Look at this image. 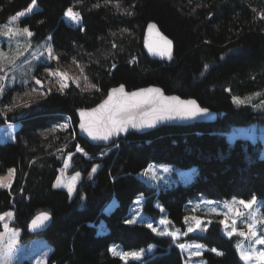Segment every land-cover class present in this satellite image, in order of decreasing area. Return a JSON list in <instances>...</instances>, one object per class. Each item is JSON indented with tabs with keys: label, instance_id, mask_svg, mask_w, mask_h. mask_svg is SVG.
I'll use <instances>...</instances> for the list:
<instances>
[{
	"label": "trees",
	"instance_id": "16d2710c",
	"mask_svg": "<svg viewBox=\"0 0 264 264\" xmlns=\"http://www.w3.org/2000/svg\"><path fill=\"white\" fill-rule=\"evenodd\" d=\"M30 3L0 0V26ZM37 5L20 24L35 40L48 37L58 67L80 69L88 78L69 82L61 92L41 70L53 62H41L36 75L42 85L14 84L0 97V125L18 123L14 140L0 142V174L14 170L11 187L0 188V212L13 210L10 225L21 230L22 240L34 236L27 230L33 215L50 213L51 222L40 233L52 248L47 264H183L170 236L157 235L144 223H125L139 194L145 212L158 215V201L180 227L188 201L199 196H255L264 216L260 143L239 136L231 143L225 135L231 125L264 124V111L251 103L237 106L231 99L264 91V0H37ZM69 7L81 14L79 25L64 18ZM149 21L172 40L171 58L145 54L143 32ZM119 84L127 89L157 85L168 94L195 98L217 116L212 122L129 133L107 147L91 145L77 136L75 110L95 105ZM65 123L67 128L59 127ZM77 145L87 155L77 152ZM69 153L71 172L81 173L72 198L54 187ZM151 163L195 168L196 176L156 188L137 176ZM95 165L99 168L93 174ZM186 237L207 247L202 254L206 264H244L235 237L222 232L216 216L204 232ZM113 242L124 249L155 248L139 260L123 261L111 254ZM19 264L33 263L24 259Z\"/></svg>",
	"mask_w": 264,
	"mask_h": 264
},
{
	"label": "rangeland",
	"instance_id": "374dc122",
	"mask_svg": "<svg viewBox=\"0 0 264 264\" xmlns=\"http://www.w3.org/2000/svg\"><path fill=\"white\" fill-rule=\"evenodd\" d=\"M28 6L20 9L19 11L11 15L9 18H7V20L0 26V31L5 30L3 29V26L8 23L11 17L15 16L19 12L25 11L28 8ZM36 9H38L37 4L36 7L33 9V11ZM73 11L76 10L73 9ZM27 14L29 13H26L25 15ZM21 18L22 17H19L17 21L13 22L9 26L12 27L13 30L16 29L22 30L25 26H22L20 24ZM64 18L66 19V21H68L74 26L79 25L81 23L80 21L79 24H76L71 20H69L65 15ZM49 49H51V45L49 43L48 37H45L41 40H35L33 37L31 38L27 37L26 34L21 36H11V37L0 34V52H3L7 56V59L0 60V67H2V70H0V85H2L4 88V91L0 93V97L5 93L7 88L13 86L14 84H28V83L37 84L36 80H40V79L36 75V68L38 64L41 62H45L47 64L53 62L52 64L55 65L53 67L48 66V67H44L45 69L44 68L41 69L42 71H45L48 74L50 72L51 73L60 72L66 74V78L64 79H62L59 75L49 74L50 76L53 77L54 81L59 86L61 82L67 83L68 85L69 82L71 81L74 83H78L82 79H84L83 72L80 69L79 70L76 69L73 72H68L67 70L62 69L61 67H58L54 63L55 58L53 59L48 58ZM52 56L55 57L53 54ZM11 61H14V63H12ZM42 84L43 83L41 81V83L37 85H42ZM257 93H259V95H256ZM234 97H239L241 100L244 101V103L254 104L257 110L264 111V91H255L242 96L233 95L231 97L232 101ZM234 104L237 105L236 103ZM17 127H18V123L12 121H5L4 124L0 125V142L13 141L15 138L14 132ZM47 131H48L47 129L44 130V132ZM225 135L227 136V139L231 143L238 136L249 138L252 141L259 142L260 155L264 156V124L253 122L246 125H231L229 129L225 132ZM69 156H72V154L69 153L65 156L63 164L59 168V173L56 181L54 182V187L65 189L68 192L69 196L72 198L76 192V186L81 178V173L77 171L80 173V176L75 181L74 190L70 194L66 185L71 182V178L77 172H71L70 169L72 163L71 160L68 161ZM66 161L69 163V167L67 168L64 167ZM8 173L9 171L0 174V177H7ZM137 176L143 179L148 184L155 186L156 188L166 189L175 186L178 183H187L189 181L194 180L196 176V170L195 168L182 169L174 164H169V163H156V164L151 163L147 166L146 169L139 172ZM12 178L13 175L10 178V183H12ZM58 181L61 183L60 187L55 186L58 183ZM5 182L8 183L9 181L6 180ZM251 199L252 198L244 200V199L236 198L234 196L229 198H222V199H211L205 196L192 198L190 201H188L187 204V208H186L187 211L183 219L184 226L180 227L171 222L164 207L158 201H156L155 203V205L159 209L158 215H151L145 212L143 209L144 198L141 194H139L136 196V198L132 203V206L129 209L130 219H135L136 222L144 223L146 225L151 223L153 227L157 229V231L154 232L157 235H159L158 234L159 232H163L165 230L168 232H177V230H179L177 232V237L175 240L171 236L170 237L173 240V244L178 248V250L183 255V264H206L202 254L205 250H207V247L197 241L187 239L186 236L188 234L204 232L205 230L201 231L200 229L201 228L207 229L215 216L218 218L222 232H224L226 235L227 232L231 231L232 229L233 220H236L237 222L236 223L237 232L243 231L247 234L248 232L247 224L254 223L257 234L260 235L264 233V216L261 212L260 200L256 198L257 202L251 210L245 209L243 205L239 204L240 200H244L245 202H247ZM136 201H139V203H136ZM233 201H235L236 203L233 204ZM226 205H232L233 211H229V208ZM110 206H111L110 209H112L115 206V203L111 204ZM213 209H215V211H213ZM235 210H238L239 212L243 213V215L242 216L235 215ZM9 212L13 214L12 217H8L6 215ZM249 213H251V215H249ZM0 216H5V219L1 221L2 227L0 229V235H4L5 244L7 243V233L5 232L4 224L8 225L9 231L14 229L19 232L18 243L14 249L13 260L11 264H19L24 259L31 260L33 264H47V257L52 248L51 245L48 243V241L45 239V237L42 234H38L28 239L22 240L21 230L10 225V222L14 218L13 210L8 209L3 212H0ZM252 216L255 217V220L252 219ZM186 217L188 218L187 221L185 220ZM192 217L199 218L202 221V223L200 228H197L195 231L188 232V228L190 226L195 227V221L192 219ZM162 219L167 220L169 223L161 224L160 221ZM221 221H224V223H221ZM225 224L228 226L227 228H225ZM184 233L187 234L185 235ZM163 236H168V235H163ZM231 237H235V241H236L235 246L239 258H240V251H238L237 245H240L241 250L243 251H251L253 248L255 249L256 252L264 251V245L253 244L254 238L248 235L242 237L239 236L237 233H234ZM179 244L186 245L187 246L186 250L180 249L177 246ZM195 245H201L202 247L196 248L194 247ZM2 246L3 245H0V247ZM113 247H115L118 252H133V251L143 250L142 257L145 254L152 253L155 248L154 245L149 244L148 246L142 248L124 249L121 246V244L117 242L111 243V246L109 248L111 249ZM195 252H199L200 254L193 255V253ZM129 259H133V258L129 257L127 260ZM127 260H123V261H127ZM240 260L244 264H256L255 260L245 261L242 260L241 258Z\"/></svg>",
	"mask_w": 264,
	"mask_h": 264
},
{
	"label": "snow or ice",
	"instance_id": "6c2138e0",
	"mask_svg": "<svg viewBox=\"0 0 264 264\" xmlns=\"http://www.w3.org/2000/svg\"><path fill=\"white\" fill-rule=\"evenodd\" d=\"M107 2V0H106ZM37 0H31V4L28 6V8L25 11L17 13L15 16L11 17L10 20L6 25L3 26V31H0V34L5 36H21V35H27V37L31 38L34 33H32L28 27H24L21 29L13 30L11 25L13 22L17 21L19 17H23L26 13H31L33 9L36 7ZM99 5H96L98 7ZM117 9H119L120 5L117 3L116 5ZM125 14L131 15V12H126ZM64 15L71 20L72 22L79 24L81 21V14L79 12L73 11L71 7H69ZM264 18V16H262ZM149 30L155 29V24H149L148 25ZM83 30V29H81ZM161 39L164 41L167 50L165 52H162V55H168L169 58H171L170 50H171V44L172 41L168 40L166 37H161ZM48 58L53 59L58 57L52 56L51 49L48 50ZM7 59V56L0 52V60ZM14 63V61H11ZM205 68H207V65H205ZM0 70H2V67H0ZM50 75H59L62 79L66 78V74L56 72V73H49ZM85 81H87V77H84ZM37 84H40V80H36ZM79 86V84H77ZM66 87H68L67 83H60V91L62 92ZM89 88L96 89V91H99L98 88H96L95 84H89ZM4 91V88L2 85H0V93ZM35 91V89H34ZM27 95V94H26ZM256 95H259L257 93ZM233 102L237 105H240L244 103L243 100H241L239 97H234ZM13 106H16L15 104ZM24 107H27L28 105L25 103L22 105ZM147 108V111H143V114L140 118V121L137 122V118L134 115L136 110H143ZM208 113L207 108H200L199 105H197L195 100H187L182 101L179 99V97H165L163 96L161 90L159 88H148V89H142L136 92L132 93H126L124 89V85H120L118 88H114L111 90V92L108 94V98L104 100L100 105H98L96 108L91 109L90 111H80V128L82 131L86 132L93 140H108L110 136H112L115 133H119L122 131H126L128 126L131 125L133 128L137 127H152L154 123L157 120H163V119H170L174 115L180 116L182 118H194L199 115H205ZM60 128H67L68 124H62L59 125ZM53 131L55 129H52ZM76 151L83 153L84 155H87V153L84 152V149L81 148L79 145L76 146ZM71 160V156L68 157V161ZM65 168L69 167V163L66 161ZM96 171V167L94 166L92 168V172ZM14 174V170H9L7 177H0V188H10V178ZM146 174V173H145ZM80 176V173L77 172L75 175L71 178V182L68 183L66 186L68 188L69 193L71 194L74 190V184L77 178ZM8 180L9 182L6 183L5 181ZM56 187H60L61 183L58 181V183L55 185ZM256 197L253 196L251 200L245 202L244 200H240L239 204L243 205L245 209L251 210L253 206L256 204ZM136 203H139V201H136ZM211 203V202H209ZM236 202L233 201V204ZM229 208V211H233L232 205H226ZM215 211V209H213ZM8 217H12V213L9 212L6 214ZM235 215L242 216L243 213L239 212L238 210H235ZM251 215V213H249ZM5 216H0V221L4 220ZM49 219V215L47 213H41L39 216L34 218L31 221L30 228L35 230L39 227H41L45 221ZM187 217L185 220L187 221ZM192 219L195 221V227H189L188 232L195 231L197 228H200L202 221L197 217H192ZM252 219L255 220V217L252 216ZM125 223L127 224H133L136 223L135 219H129L125 220ZM161 224L169 223L167 220H161ZM221 223H224V221H221ZM236 220L232 221V229L231 231L227 232V235L231 237L234 233H237L239 236H250L253 239V244H260L264 245V233L258 235L257 231L255 229L254 223H248L247 228L248 232L247 234L243 231L237 232L236 228ZM149 229H152L153 232H156L157 229L153 227L151 223L147 225ZM228 226L225 224V228ZM5 232L7 233V243H4V235H0V245H3L0 247V264H11L13 260V252L14 249L18 243V237L19 232L16 230H10L8 228L7 224H4ZM201 231H204L206 229L201 228ZM179 230H177L178 232ZM177 232H168L163 231L159 232V235H168L171 236L174 240L177 237ZM185 235L187 233H184ZM180 249L186 250V245L179 244L177 245ZM194 247L200 248L201 245H195ZM238 251H240V258L245 261H252L255 260L256 264H264V251L256 252L253 248L251 251H243L241 250V246L237 245ZM113 255L119 256L122 260H127L129 257L139 260L143 255V250L141 251H133V252H118L115 247L109 249ZM212 252H215L217 255H223V253L219 252L217 249L213 248L211 249ZM199 252L193 253V255H199Z\"/></svg>",
	"mask_w": 264,
	"mask_h": 264
},
{
	"label": "water",
	"instance_id": "95a60500",
	"mask_svg": "<svg viewBox=\"0 0 264 264\" xmlns=\"http://www.w3.org/2000/svg\"><path fill=\"white\" fill-rule=\"evenodd\" d=\"M149 24H155L156 28L149 30V28H148ZM161 37H166L168 40H171L169 37H167L159 29L158 25L154 21H149L145 25L144 32H143V41H142L143 50L149 58L156 59V60H165V59L169 58L168 55H162L161 54L162 52H165L167 50L166 45H165L164 41L161 39ZM172 50H173V42L171 44L170 54L172 53ZM120 85H123V84H119V85L110 87L107 90L105 96L95 105H93L91 107L78 108L75 110V115L77 118L76 133H77L78 137L84 139L86 142H88L91 145L107 147L110 145V143L113 139L125 137L129 133L143 134V133L149 132L151 130H154L156 128H159V127L165 126V125H169V126H171V125H190L193 123H200V122H212L215 120V118L217 116L216 111H213V110L207 108L208 113L205 115H199V116H196L194 118H182L180 116L174 115L170 119L157 120L152 127H146L145 126V127L133 128V127H131V125H129L126 131L115 133L112 136H110L108 140H93L86 132L82 131L80 128V120H81L80 111L81 110L90 111L91 109L96 108L98 105H100L104 100H106L108 98V94L111 92L112 89L118 88ZM148 88H159L161 90L163 96H165V97L175 96V97H179V99L182 101L195 100L197 105H199L200 108H206V107H202L195 98L182 97V96H179V95L174 94V93L168 94V93L164 92L161 87H159L157 85H147V86H142V87H138V88H134V89H127L124 85V89H125L126 93H132V92H136V91H139L142 89H148ZM147 110H148L147 108H145L143 110H136L134 115L137 118V122L140 121V118L143 114V111H147ZM95 167L97 170V168H99V165H95ZM92 173L94 174L95 172H92ZM41 213H47L49 215V219L47 221H45L41 227H39L35 230L31 229L30 228L31 221L34 218H36L37 216H39ZM50 222H51L50 213L47 211H40V212L36 213L35 215H33V217L30 219V221L28 222V225H27V230L29 233L34 234V235L40 234L47 228V226L49 225Z\"/></svg>",
	"mask_w": 264,
	"mask_h": 264
},
{
	"label": "crops",
	"instance_id": "0c3cea01",
	"mask_svg": "<svg viewBox=\"0 0 264 264\" xmlns=\"http://www.w3.org/2000/svg\"><path fill=\"white\" fill-rule=\"evenodd\" d=\"M111 203H112V202H111ZM110 246H111V244H110ZM110 246H109V247H110Z\"/></svg>",
	"mask_w": 264,
	"mask_h": 264
},
{
	"label": "bare ground",
	"instance_id": "6f19581e",
	"mask_svg": "<svg viewBox=\"0 0 264 264\" xmlns=\"http://www.w3.org/2000/svg\"><path fill=\"white\" fill-rule=\"evenodd\" d=\"M101 162V161H100Z\"/></svg>",
	"mask_w": 264,
	"mask_h": 264
}]
</instances>
